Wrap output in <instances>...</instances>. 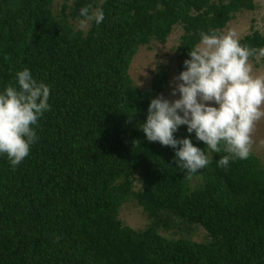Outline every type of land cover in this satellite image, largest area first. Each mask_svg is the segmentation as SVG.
Wrapping results in <instances>:
<instances>
[{"label":"trees","instance_id":"1","mask_svg":"<svg viewBox=\"0 0 264 264\" xmlns=\"http://www.w3.org/2000/svg\"><path fill=\"white\" fill-rule=\"evenodd\" d=\"M51 3L0 0V94L18 86L25 68L50 88L29 155L13 169L0 154V264H264L258 159L250 153L220 167L227 153L208 152L181 125L174 138L212 156L189 177L175 162L179 146L149 142L141 130L167 87L165 66L148 89L127 73L140 46L164 44L176 25L173 71L186 70L200 33L218 34L236 13L253 10V0H73L57 19ZM89 5L104 20L73 29L67 19H82ZM240 43L264 48V32ZM129 200L147 220L141 229L118 218ZM190 228L201 230L200 241L184 237Z\"/></svg>","mask_w":264,"mask_h":264},{"label":"clouds","instance_id":"2","mask_svg":"<svg viewBox=\"0 0 264 264\" xmlns=\"http://www.w3.org/2000/svg\"><path fill=\"white\" fill-rule=\"evenodd\" d=\"M79 15L82 30L104 20L102 9L92 10L91 5L82 7ZM188 55L183 62L186 70L173 80L171 95L178 93L179 98L151 100L141 130L149 142L172 149L179 146L175 162L191 177L212 161L208 152L227 153L218 160L220 167H227L230 160L248 159L255 126L264 118V75H254L249 60L264 57V48L241 45L235 30L220 35L201 32ZM16 84L0 94V154L7 155L13 169L29 155L37 139L32 126L49 110L50 96L49 86L38 83L27 68L17 72ZM181 125L189 134L194 132L208 152L188 138L175 139Z\"/></svg>","mask_w":264,"mask_h":264},{"label":"rangeland","instance_id":"3","mask_svg":"<svg viewBox=\"0 0 264 264\" xmlns=\"http://www.w3.org/2000/svg\"><path fill=\"white\" fill-rule=\"evenodd\" d=\"M73 0H52L51 10L54 17L59 18L60 7L63 3L70 6ZM95 3H99L102 0H94ZM254 9L251 11L241 10L229 20L223 29L219 31L217 35L225 34L229 30H235L238 33L239 38L252 31L259 33L264 32V0H253ZM67 22L73 27V29L85 31L79 28L78 20L67 19ZM180 26L176 25L172 28L170 34L166 38L164 44L151 41L147 46H140L135 55H133L130 64L128 66L127 73L131 79L132 85L138 89H148L150 86V80L152 74L157 71L161 65L165 66L167 72V87L165 91L158 96L164 99L172 100L178 99L179 94L172 96L171 92L174 88V77L180 73H174L175 67V53L174 48L178 43L181 35ZM253 65L254 75H264V59L263 57L254 56L253 60H249ZM216 106V105H211ZM186 128L187 126L184 125ZM253 144L251 148V154L254 155L261 166L264 169V118L257 122L255 130L252 135ZM135 187L138 186L137 182H134ZM118 218L122 225L129 226L133 229H141L147 225L141 210L137 208V205L133 200L125 201L122 204L118 212ZM198 229L190 228L189 234L184 236L186 239L200 241ZM180 234L176 235L179 238Z\"/></svg>","mask_w":264,"mask_h":264}]
</instances>
